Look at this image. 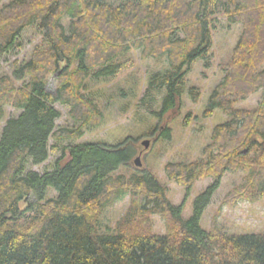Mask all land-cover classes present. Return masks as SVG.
I'll list each match as a JSON object with an SVG mask.
<instances>
[{"label":"trees","instance_id":"trees-1","mask_svg":"<svg viewBox=\"0 0 264 264\" xmlns=\"http://www.w3.org/2000/svg\"><path fill=\"white\" fill-rule=\"evenodd\" d=\"M213 1L10 0L0 5V56L21 46L27 27L40 36L30 58L15 65L11 75L0 76V120L6 105L19 111L0 132V264H264V231L229 234L200 224L226 170L248 169L234 197L264 195V94L254 109L236 107L230 96L232 88L250 93L264 87V0H224L227 20L241 22L243 32L203 116L220 109L228 120L214 126L203 150L206 158L164 166L166 177L185 186L186 195L198 179L212 176L195 197L190 216H183V203L169 201L166 186L151 173L115 174L136 153V138L77 142L102 117L89 80L116 76L125 64L122 57L134 49L143 56L168 55V68L153 73L148 88L165 90L158 114L175 107L191 64L211 47ZM51 73L58 79L55 91L46 88ZM189 94L196 100L199 93L192 86ZM55 103L67 105L78 124L57 126ZM160 136L169 138V128ZM55 150L60 155L50 169H27ZM126 195L131 202L115 228L100 231L104 209ZM151 214L167 219L164 234L138 229L136 221L149 223Z\"/></svg>","mask_w":264,"mask_h":264},{"label":"rangeland","instance_id":"rangeland-1","mask_svg":"<svg viewBox=\"0 0 264 264\" xmlns=\"http://www.w3.org/2000/svg\"><path fill=\"white\" fill-rule=\"evenodd\" d=\"M8 1L10 0H0V5ZM106 1L119 4L130 0ZM223 2L224 0L212 2L209 20L211 47L204 58H199L191 64L186 73L185 89L173 109L163 115L158 114L165 90L148 88L149 77L168 68V55L154 52V55L143 56L140 49H134L122 57L125 64L116 76L105 80H89L88 91L93 95L102 117L95 127L85 129L82 137L77 140L115 144L128 136L136 138V153L130 163L119 167L115 174L123 173L128 176L133 172L151 173L166 186L167 197L173 205L184 204L182 211L184 217L191 215L195 197L212 183L213 178L201 177L192 185L189 195H186L185 186L166 177L164 166L170 161L191 162L206 158L203 150L211 143L214 126L228 120L227 115L220 109H215L209 117L203 116L208 97L225 76L226 68L233 60L237 41L243 32L241 22L230 23L227 20ZM67 21L65 18L64 22ZM39 41L40 36L34 27L25 28L20 34L21 46L0 56V76L11 75L15 65L27 61ZM57 83V75L51 73L47 77L46 88L55 91ZM192 86H195L199 93L196 100L189 94V88ZM245 92L247 91L242 92L238 87L232 88L230 96L234 99V105L238 108L254 109L262 100L264 87L247 92L245 97H242ZM55 107L60 111V116L56 120L57 126L72 127L78 124L71 118L67 105L55 103ZM18 113L19 111L11 105L5 106V115L0 120V132L5 120ZM165 128L170 130L169 138L160 136ZM150 130H153L152 135L147 136ZM144 140H147V145L142 143ZM53 142L50 139V143ZM64 144L68 143H61ZM59 155V151H50L45 162L40 165L28 163L26 167L42 173L44 169L52 167ZM253 155L254 152H251L249 157L252 158ZM137 157L139 166L134 163ZM247 173V168H232L223 173L221 183L200 220L203 228L220 229L229 234L264 231V195L259 197L243 195L236 198L232 193L243 184ZM130 202V195H126L107 206L100 216V231H112L116 222L127 211ZM136 223L139 230H150L157 234H164L168 225L167 219L161 214L149 215V223L148 221Z\"/></svg>","mask_w":264,"mask_h":264},{"label":"water","instance_id":"water-1","mask_svg":"<svg viewBox=\"0 0 264 264\" xmlns=\"http://www.w3.org/2000/svg\"><path fill=\"white\" fill-rule=\"evenodd\" d=\"M144 145H147V140H144L143 142H142ZM134 163H135V165L136 166H139L140 164H139V159H138V157L135 159V161H134Z\"/></svg>","mask_w":264,"mask_h":264}]
</instances>
